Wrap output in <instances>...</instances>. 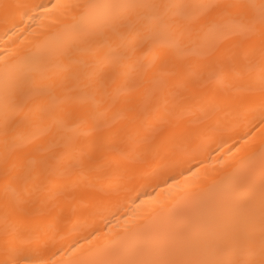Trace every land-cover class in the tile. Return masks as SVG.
<instances>
[{"label": "bare ground", "instance_id": "obj_1", "mask_svg": "<svg viewBox=\"0 0 264 264\" xmlns=\"http://www.w3.org/2000/svg\"><path fill=\"white\" fill-rule=\"evenodd\" d=\"M86 3L158 7L69 47ZM259 3L0 0V264L264 262Z\"/></svg>", "mask_w": 264, "mask_h": 264}, {"label": "snow or ice", "instance_id": "obj_2", "mask_svg": "<svg viewBox=\"0 0 264 264\" xmlns=\"http://www.w3.org/2000/svg\"><path fill=\"white\" fill-rule=\"evenodd\" d=\"M234 4L223 5L225 8L236 7ZM158 7L156 5L142 4V3H108L96 4L86 3L80 4H53L52 8L63 9L68 12L73 9H82L80 12L73 16V23L68 26V34L65 43L69 47H76L83 42L105 41L110 33L116 32L119 28L130 27L133 23V17L137 20L143 16V10L148 8ZM212 7H220V5H212ZM245 7L258 9V15L243 16L241 19L234 23L235 29L253 34L257 31V24L260 25V35L264 37V0H260L258 5L249 4ZM105 9L103 13H99L98 9ZM230 25L232 21L228 22ZM233 34L232 28L219 33L217 42L228 40ZM177 55H187L189 50L185 47L177 45ZM202 55L209 53L202 52ZM261 55L264 56V39L261 40ZM261 90L264 91V76L261 77ZM262 245H264V217H262ZM141 250L159 251L154 248L151 241L143 242ZM175 249H169V253ZM40 264H46L41 261ZM98 264H249L246 261H237L224 258L212 259H177L159 256L158 258H131L120 260H105L100 261ZM264 264V262H262Z\"/></svg>", "mask_w": 264, "mask_h": 264}]
</instances>
